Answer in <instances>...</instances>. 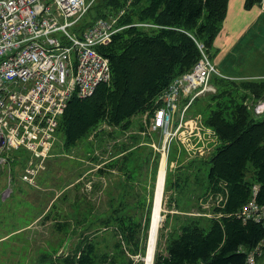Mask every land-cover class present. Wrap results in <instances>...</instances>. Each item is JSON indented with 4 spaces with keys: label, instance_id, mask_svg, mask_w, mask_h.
<instances>
[{
    "label": "trees",
    "instance_id": "1",
    "mask_svg": "<svg viewBox=\"0 0 264 264\" xmlns=\"http://www.w3.org/2000/svg\"><path fill=\"white\" fill-rule=\"evenodd\" d=\"M228 1L95 0L78 25L81 29L125 6L127 10L119 24L151 22L159 28H124L113 36L109 45L100 48L110 59L112 79L109 84H101L93 95L74 96L70 100L56 130L63 134L64 146L70 149L77 145L102 122L127 130L135 114L159 107L162 104L158 102L159 95L201 58L198 43L211 55L210 48L226 16ZM260 1L246 0L245 4L251 7ZM215 86L217 93L211 97L227 100L215 102L216 107L209 110L204 121L216 131L220 144L210 159L203 160V166L193 163L188 168L194 171L196 166L198 169L206 166L204 195L222 193L226 200L213 207L212 216L183 214L185 219L174 226H168L170 213L166 214L159 229L153 264H246V252L241 249L250 250L264 238L262 223L243 221L237 216L252 198L255 184L258 185L256 200L264 205V118H255L253 109L245 104L249 96L255 102L264 98V79L221 78L216 79ZM234 86L243 91L240 100L233 92ZM140 128L145 130L143 125ZM141 142L134 149L128 148L127 153L111 158L107 165L123 172V184L117 193L113 192L104 204L96 206L77 195L79 211L72 218L56 222L60 230L72 228L77 233L73 249L58 258L40 253L36 258L39 264H144L161 154ZM126 146L129 145L120 148L116 145L117 154ZM137 161L142 180L147 178V166L152 167L149 184L145 182L140 191L129 187L137 182L132 166ZM249 162L253 168H249ZM10 166L19 175L22 166L18 155L12 157ZM188 174L174 181L167 174L165 195L170 190L185 192ZM51 213L41 217L42 212H38L33 220H47ZM30 225L18 226L23 229Z\"/></svg>",
    "mask_w": 264,
    "mask_h": 264
},
{
    "label": "built area",
    "instance_id": "2",
    "mask_svg": "<svg viewBox=\"0 0 264 264\" xmlns=\"http://www.w3.org/2000/svg\"><path fill=\"white\" fill-rule=\"evenodd\" d=\"M94 2L0 0V170L10 164L14 150L22 148L21 178L30 185L37 186V176L46 168L60 116L70 100L74 96L89 97L101 84L110 83L111 62L100 48L109 45L124 28L159 27L151 22L121 25L119 21L125 15L122 9L81 29L78 25ZM198 46L202 51L199 61L159 95L162 104L154 109L153 120H148L154 129L166 132L165 142L174 136L168 130L181 98H190L183 117L196 97L216 90L211 77L217 69L204 45ZM254 111L264 112V99ZM199 121L191 124V132L211 131L199 127ZM182 134L183 130L178 132L181 138ZM188 144L196 154L195 144ZM257 189L254 186L252 199L237 216L264 224V205L256 200ZM2 195L7 196V190ZM241 251L247 253L246 264H264V238L254 248Z\"/></svg>",
    "mask_w": 264,
    "mask_h": 264
},
{
    "label": "rangeland",
    "instance_id": "3",
    "mask_svg": "<svg viewBox=\"0 0 264 264\" xmlns=\"http://www.w3.org/2000/svg\"><path fill=\"white\" fill-rule=\"evenodd\" d=\"M122 9H125L126 13L127 6L120 10ZM116 12L114 13L116 14ZM109 15L104 18H109ZM89 20L90 18L87 21ZM70 30L72 31V29ZM222 30L223 23L219 33ZM251 38L248 36V40ZM260 43L256 41L254 49L248 51L245 58L237 63L238 72L250 73L259 70L257 66L264 63V53L260 48ZM251 44L252 42L250 44L245 42L243 46ZM219 53L220 50L216 48L213 42V46L210 48L211 60L213 61L214 56ZM131 70L134 72L133 68ZM221 78L222 73L221 75L215 73L211 83L215 84L216 79ZM231 86L233 85L231 84ZM234 87L233 92L240 100L243 91L238 87L236 88V86ZM213 93L215 92L206 91L193 105L192 101L183 117L181 114L190 98H181L174 121L168 130L174 136L169 138L167 142H165L166 132L163 129H154L152 122L149 123L148 121L153 120L154 109L135 114L131 118L132 124L127 130L102 122L88 136L81 139L77 145L70 149L64 146L63 134L58 131L55 134L54 146L47 159L46 169L40 173L36 180L38 187H32V185L23 181L21 178L22 173L18 175L14 172V168L12 171L9 164L2 166L0 170V264H39L36 260L38 254L48 253L58 258L62 250H64V256H66L77 242V233L72 228L67 231L60 230L56 222L65 217L72 218L79 211L76 204L77 195L82 196L96 206L97 204H104L113 192L117 193L123 184V172L119 171L118 168L109 169L107 165L111 158L114 159L123 153H127L128 148L134 149L139 140L142 141V145H149L155 151L160 152L159 168L162 160L165 159L170 181H174L177 177L184 178L189 173L185 192L183 191L180 194L178 190H170L165 195L164 190L162 210L164 220L160 228L163 227L168 213H170L168 226L180 224L181 220L185 219L183 214L212 216L214 214L212 209L221 201L223 194L220 193L214 196L209 193L204 195L205 188H207V168L205 166L203 169H198V167L203 166V160L210 159L216 146L220 144L216 131L205 124L204 118H206L210 109L216 107L215 102L217 103L219 100L223 102L227 99L219 97L216 101L211 97ZM255 100L253 96H249L245 104L252 107V102ZM252 115L259 120L264 118V112L260 114L252 112ZM196 119L200 120L198 122L199 127L211 129V131L198 132L195 130V133L191 132L190 126L196 123ZM185 122L188 123L189 127ZM141 125L145 126V130L140 128ZM181 130H183V138L178 135ZM135 134H138V136L133 139L132 135ZM187 142L195 144V148L197 147L196 154L191 152L192 145ZM116 145L119 148L125 145L129 146L124 147L125 150L117 154L119 149H116ZM201 151H204L203 154L205 155ZM12 155L22 157L23 153L15 151ZM200 157L201 159H195ZM202 157L206 159H202ZM135 163L136 165L132 162V166L135 168L133 171L137 182L135 186L129 187L140 191L145 182H147V185L149 184L152 167L147 166V178L142 180L138 166L139 162ZM193 163L202 165L196 166V170L191 171L188 166ZM249 168H253L251 162H249ZM155 180L157 181V177H155ZM141 181H143V184ZM8 188L12 190V194L8 198L3 196V199L7 198L3 200L1 194ZM153 192L152 208L154 209L156 185ZM182 210L186 211L183 212ZM38 212H42L41 217L44 214L52 213L47 220L37 218L38 220L34 221L33 219ZM30 223L31 225L23 229V232L17 231V229H21L18 225ZM73 233L75 235H72Z\"/></svg>",
    "mask_w": 264,
    "mask_h": 264
},
{
    "label": "crops",
    "instance_id": "4",
    "mask_svg": "<svg viewBox=\"0 0 264 264\" xmlns=\"http://www.w3.org/2000/svg\"><path fill=\"white\" fill-rule=\"evenodd\" d=\"M245 1H228L223 30L214 39V45L220 53L214 56L213 63L227 78L264 79V63L259 65L260 67L257 66L259 70L250 73L238 72L236 68L237 63L245 58L246 53L254 49L256 41L261 42L260 48L264 53V0L251 7H247ZM248 36L252 38L248 40ZM245 42L252 44L243 46Z\"/></svg>",
    "mask_w": 264,
    "mask_h": 264
},
{
    "label": "bare ground",
    "instance_id": "5",
    "mask_svg": "<svg viewBox=\"0 0 264 264\" xmlns=\"http://www.w3.org/2000/svg\"><path fill=\"white\" fill-rule=\"evenodd\" d=\"M166 175H167L166 161L165 159H163L160 165L159 171H158V176H157V181H156L154 209L152 213L151 225H150V231H149L150 233H149V240H148V249L146 250L147 256L145 255L146 264H152L153 255L155 252L156 242H157L158 233H159V228L162 225V222L164 220L162 210H163V195H164Z\"/></svg>",
    "mask_w": 264,
    "mask_h": 264
},
{
    "label": "water",
    "instance_id": "6",
    "mask_svg": "<svg viewBox=\"0 0 264 264\" xmlns=\"http://www.w3.org/2000/svg\"><path fill=\"white\" fill-rule=\"evenodd\" d=\"M7 190H8L9 192L12 191L10 188H8ZM152 210H153V208H152ZM150 225H151V223H150ZM156 245H157V242H156ZM155 250H156V248H155ZM154 255H155V252H154ZM154 255H153V261H152V264H153V262H154ZM59 256H60V257H63V256H64V250H62V251L59 253ZM143 259L145 260V257H144ZM145 264H146V263H145Z\"/></svg>",
    "mask_w": 264,
    "mask_h": 264
}]
</instances>
